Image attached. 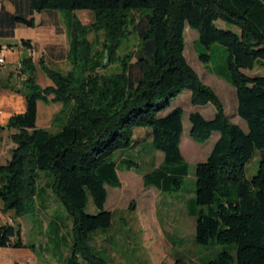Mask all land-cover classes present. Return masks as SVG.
<instances>
[{
  "label": "trees",
  "instance_id": "trees-1",
  "mask_svg": "<svg viewBox=\"0 0 264 264\" xmlns=\"http://www.w3.org/2000/svg\"><path fill=\"white\" fill-rule=\"evenodd\" d=\"M60 11L67 16L72 70L62 74L41 60L53 83L43 89L33 59L22 60L26 110L6 125L16 148L8 161L0 158L1 213L13 212L18 218L34 214L39 172L47 171V187L72 222L70 254L62 264H109L92 246L94 236L108 232L113 223L105 208L107 187L121 188L119 171H132L136 163L123 156L118 162L108 160L132 147L136 130L152 129L153 146L164 160L143 175L144 186L163 195L195 194L190 214L196 219V244L221 247L216 258L203 264H264V75L246 73L264 69V0H25L15 14L0 18V24L7 23L12 35L17 26L36 28L35 14ZM82 11L93 14L92 26L83 27L74 17ZM220 21L238 32L220 28ZM187 27L199 33L207 50L226 48L225 78L236 90L237 115L247 131L228 119L217 94L189 65L184 55ZM91 32L105 33L102 51L94 57L87 40ZM131 36L138 49L119 58ZM20 44L32 50L30 40ZM3 51L0 45V60ZM200 60L208 63L211 55L202 54ZM115 64L119 72L107 74ZM134 67L138 77L132 74ZM185 91L191 93L193 106L216 109L212 119L200 113L189 116L191 138L205 144L220 134L207 160L197 165L195 190L190 192L184 190L190 165L180 147L184 111L177 107L165 115ZM39 102L62 106L54 117L61 123L56 133L37 128ZM3 131L0 123V135ZM258 151L259 170L248 179L246 166ZM90 201L94 215L86 212ZM63 225L52 224L50 242L61 237ZM0 248L36 245L24 241L19 225L3 224L0 217Z\"/></svg>",
  "mask_w": 264,
  "mask_h": 264
},
{
  "label": "rangeland",
  "instance_id": "rangeland-1",
  "mask_svg": "<svg viewBox=\"0 0 264 264\" xmlns=\"http://www.w3.org/2000/svg\"><path fill=\"white\" fill-rule=\"evenodd\" d=\"M25 0H3L0 5V18L15 14L18 5H24ZM65 12L35 14V20L40 26L36 40H30L32 50L24 48L19 42L15 44L7 23L0 24V45L4 47V63H0V123L4 131L0 135V158L8 161L11 151L16 148L12 142V131L7 130V123L11 116L24 113L26 110V79L22 71V60L31 57L37 68L36 79L38 85L45 89L53 86L51 80L42 71L40 61L52 69L67 74L72 70L67 55L70 48ZM74 17L83 27H90L95 23L93 14L89 11L76 12ZM223 29L238 32L234 26L218 22ZM5 31H8L7 33ZM90 43V56L101 52L105 41V33L91 32L87 35ZM199 33L189 27L185 30L184 55L198 74L200 80L210 87L219 97L228 119L247 131L246 123L237 115V93L225 78L227 65V50L221 45H214L210 50L199 43ZM21 42V41H20ZM138 49V40L131 38L119 50L118 57ZM202 54L211 55L208 63L200 60ZM136 62V59L132 61ZM118 64L111 66L107 74L119 72ZM247 74L264 75V69L257 67ZM134 77L139 76L138 68L132 70ZM191 93L183 92L173 99L171 107L165 115L174 108L180 107L184 111V133L181 142V151L190 165V176L186 179L184 190H195V171L198 164L207 160L220 134L216 133L210 141L199 144L190 136L191 123L189 116L200 113L206 119H212L216 114L213 105L193 106ZM62 110L60 104L38 103L37 128L56 133L61 123L55 122L54 117ZM15 133V132H14ZM150 133V135H148ZM134 144L131 148L114 153L110 161L118 162L121 157L128 158L136 163L132 171H119L122 187L114 189L107 187L108 200L106 210L113 214V223L106 233H97L93 245L98 252L104 253L109 264H203L217 257L220 246L206 247L196 244V219L191 216V200L194 193L163 195L155 188H146L143 175L158 168L164 156L157 151L152 143V129H138L135 133ZM261 154L258 151L246 166V176L252 179L260 167ZM47 171L39 172L38 197L34 214L16 217L13 212L0 217L3 224L19 225L23 238L35 241L36 244L47 245L43 251V258L47 264H62L70 254L72 240V222L68 219L62 203L52 190L48 189L50 181ZM43 192V193H42ZM3 207L0 204V208ZM88 214H96V209L90 201L87 205ZM64 223L61 237L51 239L49 234L51 223ZM52 223V224H53ZM43 234L42 236L40 235ZM45 245V246H46ZM46 264V263H45Z\"/></svg>",
  "mask_w": 264,
  "mask_h": 264
},
{
  "label": "crops",
  "instance_id": "crops-1",
  "mask_svg": "<svg viewBox=\"0 0 264 264\" xmlns=\"http://www.w3.org/2000/svg\"><path fill=\"white\" fill-rule=\"evenodd\" d=\"M2 1L3 0H0V5ZM36 24L37 26L34 29L17 26L11 36H8L7 34H4L2 36L12 38L15 44L18 42L20 43L21 40L35 41V38L37 37V29L40 27L37 22ZM8 31L5 32L7 33ZM2 57H5L4 51L2 53ZM52 223L50 228H52ZM40 235L42 236L43 234L40 233ZM24 241L28 243H34L36 245V249L0 248V264H47L48 261L46 260V258H43V251H45L44 248L46 247V244H36L35 241H27L25 238Z\"/></svg>",
  "mask_w": 264,
  "mask_h": 264
},
{
  "label": "built area",
  "instance_id": "built-area-1",
  "mask_svg": "<svg viewBox=\"0 0 264 264\" xmlns=\"http://www.w3.org/2000/svg\"><path fill=\"white\" fill-rule=\"evenodd\" d=\"M0 63H4V60H3V58L0 60Z\"/></svg>",
  "mask_w": 264,
  "mask_h": 264
}]
</instances>
